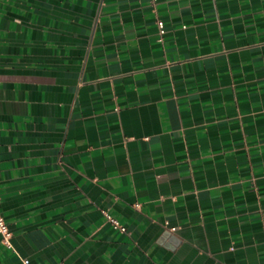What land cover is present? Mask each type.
Returning a JSON list of instances; mask_svg holds the SVG:
<instances>
[{
	"label": "crops",
	"instance_id": "1",
	"mask_svg": "<svg viewBox=\"0 0 264 264\" xmlns=\"http://www.w3.org/2000/svg\"><path fill=\"white\" fill-rule=\"evenodd\" d=\"M0 210V264H264V0H0Z\"/></svg>",
	"mask_w": 264,
	"mask_h": 264
},
{
	"label": "built area",
	"instance_id": "2",
	"mask_svg": "<svg viewBox=\"0 0 264 264\" xmlns=\"http://www.w3.org/2000/svg\"><path fill=\"white\" fill-rule=\"evenodd\" d=\"M151 5L156 6L158 3V0H149ZM158 27H159V33L161 36H163L165 34V25L164 22L162 20L158 21ZM108 220L113 224V226L120 230L121 232H127L126 227L120 225V223L113 217H111L110 215H108L107 213H105ZM172 231H175V228L171 229ZM0 235L2 238V242L4 243V245L10 249L13 248V244H12V236L13 233L9 227V224L4 216V214L2 213V211L0 210ZM25 264H29V260L25 259L24 260Z\"/></svg>",
	"mask_w": 264,
	"mask_h": 264
}]
</instances>
